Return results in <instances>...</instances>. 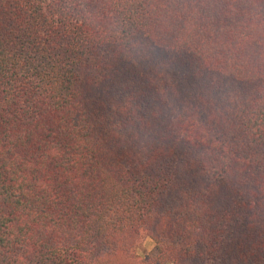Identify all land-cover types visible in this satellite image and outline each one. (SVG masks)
Masks as SVG:
<instances>
[{
  "label": "trees",
  "instance_id": "16d2710c",
  "mask_svg": "<svg viewBox=\"0 0 264 264\" xmlns=\"http://www.w3.org/2000/svg\"><path fill=\"white\" fill-rule=\"evenodd\" d=\"M0 264H264V0H0Z\"/></svg>",
  "mask_w": 264,
  "mask_h": 264
},
{
  "label": "rangeland",
  "instance_id": "374dc122",
  "mask_svg": "<svg viewBox=\"0 0 264 264\" xmlns=\"http://www.w3.org/2000/svg\"><path fill=\"white\" fill-rule=\"evenodd\" d=\"M136 252L141 257H145L146 255H158L155 241L151 238L148 232H142Z\"/></svg>",
  "mask_w": 264,
  "mask_h": 264
}]
</instances>
